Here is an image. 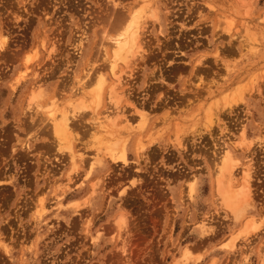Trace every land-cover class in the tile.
Returning <instances> with one entry per match:
<instances>
[{
	"label": "rangeland",
	"instance_id": "obj_1",
	"mask_svg": "<svg viewBox=\"0 0 264 264\" xmlns=\"http://www.w3.org/2000/svg\"><path fill=\"white\" fill-rule=\"evenodd\" d=\"M147 1L158 21L146 16L141 55L119 65L115 106L105 98L116 82L106 37L138 0H0V264H174L184 247L178 264H264V0ZM98 75L97 112L122 110L111 118L125 163L101 152L95 161L90 109L72 112ZM242 84L244 101L221 108ZM31 90L42 109H25ZM51 102L71 111V143L83 153L74 166L57 149ZM206 108L217 114L207 124ZM222 146L237 160L233 186L242 169L251 176L237 221L215 201L212 159ZM248 216L257 231L220 246Z\"/></svg>",
	"mask_w": 264,
	"mask_h": 264
},
{
	"label": "bare ground",
	"instance_id": "obj_2",
	"mask_svg": "<svg viewBox=\"0 0 264 264\" xmlns=\"http://www.w3.org/2000/svg\"><path fill=\"white\" fill-rule=\"evenodd\" d=\"M141 1L142 0H138L137 6L134 3L136 7L132 8V6H131V11L129 10L125 14H122L120 18L116 16L117 18H119V21L117 20L118 21L117 22L118 26H116L117 29L115 28L116 33L112 36L109 35L108 37H106L107 44H108L109 48L107 47L108 50H106V52L104 53L106 56L105 60L107 61V64H108V71L111 74V76L113 78H115L116 82L113 81V83L108 86V89L106 91L107 97H105V98L106 99L108 98V100H109V102H107V103H111L112 105H115V106L117 105V99H118V97H115L116 94L118 96V93L116 92L117 90L115 91V87H116L117 83L119 84L121 82V80L123 81V79H122L123 77L120 76L119 72H117L119 65L120 64H123L125 66L127 64L129 65V63H130L129 61H131L132 59H136V56H138L139 54L141 55V49H143L142 45H141V36L143 33L142 30L144 29L143 27L145 26L144 23H146L148 20V19L145 20L146 16L148 18H149V16L151 18H155V20L158 21L156 19V13H155L156 10L154 11V8L151 7V4H150L151 1H150V3L147 0H144L142 2ZM144 20L146 22H144ZM260 20L262 22H264V14H263V16H261ZM226 25L228 26L227 22H226ZM231 25H229L228 27L230 28ZM244 25L246 26V28H245L246 31L251 30L248 28L249 23H248V25L243 24V26ZM251 27H252V25H251ZM224 29H226V27H224ZM253 29L255 30V28H253ZM228 31H230V30L228 29ZM228 31H226V32L228 33ZM252 32L255 33L256 31H252ZM248 33H249V31H248ZM248 33L246 35L249 36V41L251 40L250 38H253L252 39V41H253L255 37H250L251 35ZM254 33H252V34L253 35L257 34V32L255 34ZM82 34L83 33H81V35ZM0 38H1L0 39V49H2V51H3L4 50L3 48L5 47L7 41H5V39H3V37H0ZM257 38H255V39H257ZM255 42H256V40H255ZM142 51H144V50H142ZM26 60H29L28 57ZM90 70H91V68H90ZM88 72H89V69H88ZM87 77H89V76H87ZM104 82H105V79L103 78V76L98 75L97 80H96V85L94 87H91V89H90V87L89 88L85 87L83 94H81L82 99H81V97H78L79 101H77L76 104L73 106L75 110H73L72 112L82 114L86 109H90V113H91L92 119H93V124H92L93 126L91 125L92 131L90 134V143L92 144V147H94L93 151H95V152H93L94 156L93 155L92 156L94 157L93 159L95 161H97L99 163L101 162V160H102L101 159L102 155H100V152H101V154H104L107 157H109L111 162L113 161V162L125 163L127 161L126 160V146H125V142H124L125 139L124 138H117L120 135V133L118 134L117 137L115 136L116 133H115V129L113 128L115 124L112 122L115 120L111 118V116L114 117V115L117 114L118 111L122 112V110L121 109L119 110V108L117 110V108H116V110H114V111H117V112L115 113L113 111L115 114L109 113V112L108 113L106 112L105 114H103L102 112H100V113L97 112L99 100L101 98V95L103 94L102 89L104 88V86H103ZM252 82L250 83V86H249L250 89L249 90H254L256 87V85H253ZM85 83H87V81ZM243 88H246V85L242 84L237 88L232 87L231 89L226 91L221 98V100H222V104H221L222 107L221 108L226 107L228 109V108H231L232 104H234V103L235 104L236 103L241 104L244 101V96L242 95V92L244 91V90L242 91ZM34 90H31V92H33L32 96L30 95L31 97L29 99H27V100H29V102L25 105L26 108L24 107L27 110H29V108H31V110H32V107L34 105H35L34 107H36V109H42V106H40L37 102V96L35 95ZM82 90H83V88H82ZM89 93H90V95H93V97H94V102L92 100L93 103H88V101L90 100V97H91V96H89ZM236 94H239V95L236 96ZM55 102H51L48 104V106L46 107V115L48 116V118L51 121L52 133L54 134L56 142H57V144H56L57 149L58 150L66 149L67 152L69 153L70 161L73 163L72 166H74V165H76V159L77 158L79 161L82 160L81 155H83V153L78 151L77 149H74V146L71 143V133L69 131V129L71 128V126H70V122H71L70 112L71 111H68L67 109H61V110H59L60 112L58 114L57 113V107H56L57 105L55 104ZM32 104H33V106L30 107V105H32ZM71 107H72V105H71ZM213 110L214 109H211V108L205 109V118L203 120L206 124L208 122H211L213 120V118L216 117L217 114H216V112H213ZM219 110L221 111V109H219ZM121 112H119V114H121ZM56 113L58 114V116H56L57 115ZM111 114H113V115H111ZM74 117H75V115H74ZM115 117H116V115H115ZM144 119H145V116L142 113H139V120L141 121V123H143ZM205 119H206V121H205ZM127 120L128 119L126 117H124L122 120L123 124L125 126H126V124H127V126L130 125L129 121H127ZM121 124H122V122H121ZM127 126H126V128H128ZM205 127H206V125H205ZM179 129L180 128H178L177 130H179ZM179 131H181V130H179ZM179 131H178V133H179ZM121 133H122V131H121ZM178 133L176 132L177 136H175V137H177V138H174V139H177L178 141H180L179 140L180 138L178 139V137H181V135L178 136ZM243 136H244V134L242 132V137ZM136 143H137V145H136L137 150L136 151L139 152L141 147H143V146L141 143H139V141H137ZM178 144H180V143H178ZM246 144H244V145H246ZM139 153H141V152H139ZM216 156H215L216 159H212V160H215V163H213V164H215V165H213L215 167V173H214L215 174L214 190H215V198H216L215 201L217 202L218 206H220V207H222L228 211V214H230V216L232 217L231 219H233L234 221H237L243 216L245 208L250 205L249 200H248V199H250L249 198V196H250L249 195V185H248V184H250L249 180H248V179H250L249 178L250 175L248 174V169H242L241 173H243V174L241 176L243 177V179H242L243 184L241 186H239V184H238L239 187L233 186L234 184H232V182L235 179V168L237 165L236 158L233 157L232 153L230 152V150L226 146H222L220 152H218V156L217 157ZM88 164H89V162H88ZM93 166H94L93 163L88 165L87 174H89L91 172V170L93 169ZM131 181H132L131 183L133 184L134 183L133 179ZM193 191H194V184L189 183L188 187H187V196L191 197ZM37 212H39V209L37 210ZM242 220H244V221H243V224L241 226V229L236 233L229 234L228 237H226V240L223 243H221L220 246L230 248V247H232V243L239 236L248 237L249 234L255 233L257 231V229H258V226L256 225L257 222L255 221L253 216H248L247 218L242 219ZM115 222H116V225L119 227V229L124 226L125 220H124L122 214L118 215L116 217ZM261 254L264 256V251H262ZM187 255H188V249L186 247H184L182 249L181 255L176 258V261L174 262V264H178V263H180V261L185 260Z\"/></svg>",
	"mask_w": 264,
	"mask_h": 264
}]
</instances>
